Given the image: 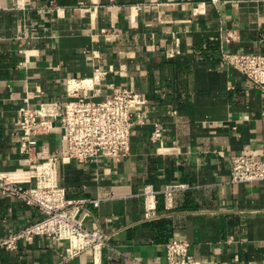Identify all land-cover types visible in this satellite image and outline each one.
Returning a JSON list of instances; mask_svg holds the SVG:
<instances>
[{
    "label": "crops",
    "instance_id": "obj_1",
    "mask_svg": "<svg viewBox=\"0 0 264 264\" xmlns=\"http://www.w3.org/2000/svg\"><path fill=\"white\" fill-rule=\"evenodd\" d=\"M223 52L264 54V0H0V176L34 185L12 135L26 100L60 102L71 78L147 99L129 156L54 169L68 199L100 201L85 227L109 245L67 258V242L21 240L0 248V264H166V244L179 238L196 264H264V181L230 176L231 156L264 155V91ZM36 139L39 150L63 148L60 129ZM169 186L179 187L170 207ZM40 216L0 191V239Z\"/></svg>",
    "mask_w": 264,
    "mask_h": 264
},
{
    "label": "built area",
    "instance_id": "obj_2",
    "mask_svg": "<svg viewBox=\"0 0 264 264\" xmlns=\"http://www.w3.org/2000/svg\"><path fill=\"white\" fill-rule=\"evenodd\" d=\"M232 38L227 35V41ZM222 63L246 76L264 91V54H236L223 52ZM83 79L67 80L66 96L60 102L46 101L31 107L29 101L20 109L13 131L22 158L20 164L28 168L34 185L16 182L10 176H0V191L39 211L38 220L21 227L0 239V248L16 250L21 240L49 238L68 243L66 257L74 258L84 252L98 251L109 245L111 236L100 229H87L85 220L89 204L99 207V200H70L66 189L53 177L61 161H76L79 165L110 158L120 162L131 154L133 129L145 124V95L126 87H113L104 95L100 89L84 87ZM91 92V93H89ZM99 99V100H98ZM60 129L63 148L51 154L47 148L38 149L37 137ZM163 139L161 125L156 124L151 140ZM217 154L221 150L215 151ZM231 182L264 181V155L256 159L248 154L230 157ZM178 186L165 189L167 206L173 204V193ZM146 219L154 218L156 192L144 191ZM191 244L185 239H174L166 244V264H196L190 253ZM133 264H144L133 259Z\"/></svg>",
    "mask_w": 264,
    "mask_h": 264
},
{
    "label": "bare ground",
    "instance_id": "obj_3",
    "mask_svg": "<svg viewBox=\"0 0 264 264\" xmlns=\"http://www.w3.org/2000/svg\"><path fill=\"white\" fill-rule=\"evenodd\" d=\"M82 85H83L84 87H90V84H89L88 81H86V80L83 81Z\"/></svg>",
    "mask_w": 264,
    "mask_h": 264
},
{
    "label": "water",
    "instance_id": "obj_4",
    "mask_svg": "<svg viewBox=\"0 0 264 264\" xmlns=\"http://www.w3.org/2000/svg\"><path fill=\"white\" fill-rule=\"evenodd\" d=\"M99 100V99H98Z\"/></svg>",
    "mask_w": 264,
    "mask_h": 264
}]
</instances>
